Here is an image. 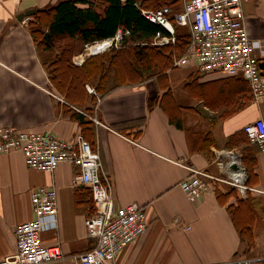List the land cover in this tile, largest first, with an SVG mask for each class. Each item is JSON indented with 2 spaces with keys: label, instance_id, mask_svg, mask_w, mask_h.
<instances>
[{
  "label": "crops",
  "instance_id": "0c3cea01",
  "mask_svg": "<svg viewBox=\"0 0 264 264\" xmlns=\"http://www.w3.org/2000/svg\"><path fill=\"white\" fill-rule=\"evenodd\" d=\"M59 1L0 0V128L71 141L82 136L95 144L103 172L112 180L116 206L142 204L149 222L147 230L118 254L120 263L264 259V154L244 132L246 124L264 120V99L252 96L242 76L200 74L194 64H173L142 81L113 79L103 95L91 85L96 94L89 92L82 107L73 105L48 69L61 50L40 49L30 29L32 19L25 21ZM243 11L250 38L263 43L257 52L261 63L264 0L245 3ZM71 44L72 62L78 67L116 48L92 50L95 43L87 47L78 40ZM76 113L92 123L81 125ZM233 154L245 168V163L254 165L247 190L215 182L211 192L194 200L187 197L180 187L190 175L185 165L226 178L220 163L233 170ZM78 172L69 163L53 173L41 172L28 168L20 151L0 153V258L17 253L14 228L35 217L31 193L39 186L55 187L59 200L58 216L47 220L41 238L46 246H60L63 258L46 264H78V256L95 246L85 226L95 211L92 193L73 183ZM230 188L231 194H225Z\"/></svg>",
  "mask_w": 264,
  "mask_h": 264
},
{
  "label": "built area",
  "instance_id": "2783aa9c",
  "mask_svg": "<svg viewBox=\"0 0 264 264\" xmlns=\"http://www.w3.org/2000/svg\"><path fill=\"white\" fill-rule=\"evenodd\" d=\"M252 1L258 0H184L183 9L178 12H173L169 6L141 9V12L147 20L166 31V35H157L155 44L175 43L177 27L189 29V45L175 60V66L194 64L200 74L242 76L249 83L252 96L263 100L264 74L257 55L263 43L250 38L243 11V5ZM29 18L27 16L25 21ZM122 39L123 32L119 31L114 38L98 41L94 46L103 45L101 50L117 48ZM86 88L96 94L91 85L87 84ZM244 132L250 143L264 154V120L259 118L246 124ZM13 151H20L27 167L37 171L53 173L64 163L79 168L73 183L86 186L92 193L95 211L86 218L85 226L88 235L96 239V244L78 256V264H123L117 261L118 254L147 230L149 222L142 204L116 206L112 180L103 172L101 156L91 143L82 136L71 141L37 131L0 128V153ZM229 158L231 167L235 166L233 170H229L226 163H220L228 174L226 178L185 165L190 175L180 187L187 197L194 200L211 192L215 182L226 183L242 192L247 190L248 175L240 157L233 154ZM31 203L35 217L14 228L17 253L0 258V264H46L63 258L60 246H46L41 238L47 220H55L58 216L57 189L53 186L35 188ZM217 264H264V259Z\"/></svg>",
  "mask_w": 264,
  "mask_h": 264
},
{
  "label": "trees",
  "instance_id": "16d2710c",
  "mask_svg": "<svg viewBox=\"0 0 264 264\" xmlns=\"http://www.w3.org/2000/svg\"><path fill=\"white\" fill-rule=\"evenodd\" d=\"M183 5L184 0H60L56 5L29 16L32 19L30 29L40 49L61 50L49 65L51 79L73 105L82 107L90 96L87 84L103 95L113 79L117 83L138 82L161 75L173 67L175 60L185 53L189 45V29L177 27L175 43L155 44L157 35H166V31L147 20L141 9L169 6L173 12H178ZM119 31L123 32L119 47L88 58L82 67L73 64L74 47L71 41L94 44L114 38ZM62 39H68L70 44H58ZM74 116L83 126L91 122L81 113ZM89 142L95 149V144ZM245 166L247 183H250L255 168L246 163ZM231 189L225 194H231Z\"/></svg>",
  "mask_w": 264,
  "mask_h": 264
},
{
  "label": "water",
  "instance_id": "95a60500",
  "mask_svg": "<svg viewBox=\"0 0 264 264\" xmlns=\"http://www.w3.org/2000/svg\"><path fill=\"white\" fill-rule=\"evenodd\" d=\"M29 13H32V14H33L34 11L32 10V12H25V13H23L22 15H23V17H24V16L29 15ZM29 16H30V15H29ZM260 67H261V69H262V74H264V61L260 63Z\"/></svg>",
  "mask_w": 264,
  "mask_h": 264
},
{
  "label": "bare ground",
  "instance_id": "6f19581e",
  "mask_svg": "<svg viewBox=\"0 0 264 264\" xmlns=\"http://www.w3.org/2000/svg\"><path fill=\"white\" fill-rule=\"evenodd\" d=\"M133 37V36H132ZM103 47V45H98L92 48V50H101V48Z\"/></svg>",
  "mask_w": 264,
  "mask_h": 264
},
{
  "label": "rangeland",
  "instance_id": "374dc122",
  "mask_svg": "<svg viewBox=\"0 0 264 264\" xmlns=\"http://www.w3.org/2000/svg\"><path fill=\"white\" fill-rule=\"evenodd\" d=\"M60 43H64V40H61V42ZM121 45V44H120ZM90 47V46H89Z\"/></svg>",
  "mask_w": 264,
  "mask_h": 264
}]
</instances>
